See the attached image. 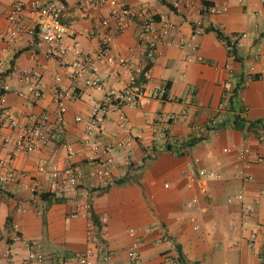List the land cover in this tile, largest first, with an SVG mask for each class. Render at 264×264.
Wrapping results in <instances>:
<instances>
[{"label": "crops", "instance_id": "1", "mask_svg": "<svg viewBox=\"0 0 264 264\" xmlns=\"http://www.w3.org/2000/svg\"><path fill=\"white\" fill-rule=\"evenodd\" d=\"M63 1L66 10L61 21L68 28L64 41L71 44L76 40L83 53L93 55L96 43L86 31L99 16H108L107 9L83 16L77 0ZM207 1L218 9L216 13L201 0H192V7L183 11L161 0H126L131 6L149 10L156 19L163 16L175 24L167 35L170 44L158 47L147 85L149 92L163 84L166 94L140 106L123 107L129 119L128 133L116 119L107 123L108 132L130 135L133 140L115 152L108 185L93 190L86 178L78 190L92 194L91 213L100 220L93 240L86 236L91 216L71 215L75 192L58 188L46 175L37 174L36 166L39 162L58 166L83 163L91 154L83 144L90 109L107 88L117 86L116 81L108 78L101 90L79 82L77 97L64 100L66 128L41 150L14 154L17 127L8 123L0 127V156L13 154L16 168L26 170L40 190L60 198L44 201L17 182L0 185L4 192H0V253L8 252L9 264H79L77 258L87 248L91 249L88 264H124L134 239L140 241L143 264H172L173 260L176 264H262L264 139L259 136L262 130L249 127V123L261 120L264 124V0ZM11 5L12 0H0V79L7 87L3 106L24 124L28 114L54 111L56 74L61 77L59 87L70 91L68 62L74 56L48 58L47 46L39 39L33 15L27 10L22 19L24 31L15 39L7 38ZM110 24L114 29L113 20ZM210 25L224 34H239L237 58L214 31L205 30ZM191 33L195 38L188 41L195 46H178V38H188ZM111 53H140L133 21L116 33ZM96 64L106 72L102 60ZM24 69L41 75L43 94L33 105H28L27 96L18 94L25 88L16 73ZM250 74L258 77L252 79ZM240 79L237 104L229 108L230 91ZM75 115L83 120L75 122ZM189 141L193 143L186 146ZM166 143L171 147L165 148ZM244 145L262 158L256 161L249 156L246 172L250 178L246 181L233 176L240 164L236 149ZM68 147L75 151L70 159ZM199 168L217 171L221 178H196L188 185L184 171ZM120 178L125 181L116 182ZM30 240L40 244L41 260H27L26 242Z\"/></svg>", "mask_w": 264, "mask_h": 264}, {"label": "built area", "instance_id": "2", "mask_svg": "<svg viewBox=\"0 0 264 264\" xmlns=\"http://www.w3.org/2000/svg\"><path fill=\"white\" fill-rule=\"evenodd\" d=\"M174 10L183 11L192 7V0H168ZM225 1V0H224ZM77 9L83 16L97 12L103 8L107 9L108 16H99L91 29L86 31L87 37L96 43V50L93 55L85 54L81 51L79 44L73 40L71 44L64 41L68 28L61 21V17L66 10L63 0H12V5L7 14L8 28L7 38L15 39L23 31L22 19L27 10L33 15L34 28L41 41L46 44V56L48 58L64 59L68 54L74 58L68 62L69 77L72 85L70 91L59 87L61 80L59 74L55 75L56 84L52 88L56 107L52 113L43 112L41 114H28L26 123L19 124L16 118L5 109L6 85L0 79V127L4 123L17 127V134L14 140V154L16 152L29 153L41 150L51 139L57 138L66 128L67 119L65 117L67 108L64 100L77 97V84L82 82L84 86L95 89H104L108 78L116 81V87H109L101 100L94 102L89 118L84 127L85 138L83 144L87 145L91 154L83 160L82 164L69 162L64 166L39 162L36 166V173L46 175L58 188L72 189L76 195L74 210L71 215L91 216L92 194L87 190L78 191L85 185L88 178L90 186L101 188L112 181V167L115 160V152L128 146L133 137L126 135L121 137L117 131H107V123L116 119L117 125L127 133L130 130L129 119L124 112L126 105L140 106L145 100L151 98H163L166 94V86L155 85L147 92L148 82L152 64L156 60L160 44H170L167 35L175 28V24L169 19L160 16L159 19L149 10L143 7L129 5L126 0H77ZM210 12L216 13L215 6L208 7ZM113 20L115 28L112 29L110 22ZM133 21L137 27V47L140 53L130 56L113 55L111 44L116 33L124 30L126 24ZM195 33H191L188 38L183 36L178 38V46H192L188 40H194ZM235 39V38H234ZM232 39L230 43L224 44L231 54L232 44L237 46L238 38ZM96 60H102L107 70L102 73ZM16 75L25 89L19 90L18 94L27 96L28 105H33L43 94L41 75L37 71L19 70ZM82 116L75 115L74 121L81 122ZM211 124L215 120L210 121ZM264 139V131L259 133ZM228 151V148H223ZM237 157L240 160L238 168L233 176L242 181L250 178L246 172L249 166V156L256 161L262 158L256 154L249 146L244 145L236 149ZM73 148H67V159L74 155ZM188 185L196 178L220 179L221 174L212 169L199 168L196 170L184 171ZM32 176L23 169H18L13 164V154L0 156V185L7 182H14L30 191L39 193L41 186L35 181H31ZM167 186V184H164ZM77 192V194H76ZM195 201V199H193ZM197 228V226H195ZM86 236L89 240L95 238V225L90 217L86 226ZM29 249L27 260H41L42 254L39 252L40 244L35 240L26 242ZM91 249L77 258L79 264H88V257ZM127 260L124 264H143L140 253V241L132 240L126 251ZM8 252L0 253V264H9ZM59 264H63L60 261ZM172 264H176L172 261Z\"/></svg>", "mask_w": 264, "mask_h": 264}, {"label": "trees", "instance_id": "3", "mask_svg": "<svg viewBox=\"0 0 264 264\" xmlns=\"http://www.w3.org/2000/svg\"><path fill=\"white\" fill-rule=\"evenodd\" d=\"M163 3H166L167 5H169L172 9L173 7L165 2L164 0H161ZM202 4L207 8L210 6V3L207 0H201ZM206 31H214L216 33V35L224 40L226 43H230L232 41V39L236 40L239 36V34L236 33H231V34H224L222 33L218 28L214 27V26H207L205 28ZM231 55H233L234 58H237V51H236V45L235 43L232 44V52ZM252 79H255L258 77L257 74H250L249 75ZM243 81L242 79L238 80V82L236 83V85L231 89L230 91V95L228 97V107L229 108H233L236 104H237V95L238 92L241 88ZM249 127H255L257 130H262L264 131V124H262L261 120H254L251 121L249 123ZM193 142L189 141L186 143V146H190ZM170 144L166 143L165 144V148H170ZM125 179V178H124ZM123 178L117 179L116 182H122L125 181ZM102 188V187H101ZM93 190L99 189V188H92ZM0 192L4 194L3 190L0 188ZM38 195L40 196V198L44 201H48V202H53V201H59L60 198L54 196L53 193L48 192V191H41L38 193ZM91 218L92 221L94 222V225L96 227L95 231H97L99 229V224H100V220L98 219V217H96L93 213H91ZM9 221V220H8ZM260 257H261V263L264 264V247L260 253Z\"/></svg>", "mask_w": 264, "mask_h": 264}]
</instances>
